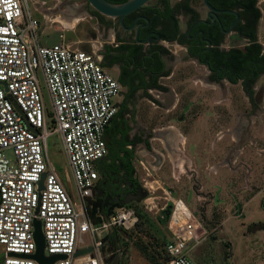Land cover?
Wrapping results in <instances>:
<instances>
[{
	"label": "built area",
	"instance_id": "1",
	"mask_svg": "<svg viewBox=\"0 0 264 264\" xmlns=\"http://www.w3.org/2000/svg\"><path fill=\"white\" fill-rule=\"evenodd\" d=\"M39 27L29 0H0L3 264H40L29 257L37 251L35 219L42 222L45 255L67 256L53 264H108L110 255H115L113 250L104 251L110 235L131 231L139 223L131 203L115 206L107 215L100 213L98 225L87 211L101 179L97 167L109 153L105 133L119 111L116 98L122 86L95 54L62 41L42 45ZM40 75L51 111L46 108ZM54 134L61 136L71 177L63 178L49 159L48 139ZM44 174V188L40 189ZM166 199L171 205L165 228L172 237L165 232L162 264H197L187 253L203 239L201 222L182 199L169 193ZM91 246L93 251L74 256Z\"/></svg>",
	"mask_w": 264,
	"mask_h": 264
},
{
	"label": "crops",
	"instance_id": "2",
	"mask_svg": "<svg viewBox=\"0 0 264 264\" xmlns=\"http://www.w3.org/2000/svg\"><path fill=\"white\" fill-rule=\"evenodd\" d=\"M177 1L179 0H170L171 8L167 15L160 0H151L147 4L150 7H152L151 5L155 6L159 11L162 10L163 15H160L169 23L165 30L166 41L161 42L164 45L162 61L164 64L162 65L166 66L169 75H162L161 64L152 65L151 60L143 59L139 47H134V43L131 42L134 36L120 27L117 19L114 18L104 16V19H99L92 14L98 22L95 27L97 30L96 39L92 41L90 50L105 68L113 71V75L122 86L121 94L116 100L119 111L107 128L106 141L122 140V132L127 131L129 140L133 142L132 145L127 146L129 149H134L133 164L139 163L144 157H147V164L144 160L142 162L148 171L150 173L159 171L162 174L161 181L171 192L177 195L183 193L187 197L191 192L186 189L196 192L200 188L204 190L205 185H210V182L205 181L201 173L217 172L219 168L225 167L230 173L242 174L244 172L254 177L259 175V166L258 164L254 165V159L250 156L252 154H256L258 157L264 156L263 149L250 144L256 149L255 153H252L250 149H247L249 146L239 147L238 144L245 131L250 133L252 139L264 144V110L260 109L257 111L258 113L250 114V117L246 110L240 111L232 128H230V124L225 128L223 120L210 123L207 120L199 122V119L194 118V113H197L195 110L201 108L200 104L203 105L202 112L214 110L215 106L211 102L213 94L216 93V83L241 84V91L245 98L250 103L251 101L243 87V82L230 83L224 78L223 67L208 69L205 63L198 60V56L201 55L200 48L191 45L189 40L180 39L185 26L175 8ZM85 15L90 14L77 13L73 18H69L68 20L73 22L70 25L82 20V17L84 19ZM62 42H66V39H63ZM75 42L79 47H82L79 44L82 42L81 40L66 43L74 46ZM232 48L245 51L244 47L228 46L223 47V50L229 52ZM262 54L264 55V49ZM262 77L263 75L251 87L254 92V100L255 90ZM228 99L230 100V97ZM178 113L180 115L175 117ZM220 129L226 130H223L219 136L222 135L216 139L215 136ZM141 132H144V135ZM145 132L159 133L149 139L151 147L159 156L157 164L156 153L152 154L146 150L147 135ZM230 134L232 137L229 136L228 142L225 143V138ZM218 140L223 143L221 146L216 145L218 142L215 143V141ZM209 148L212 152H209ZM235 148L239 152L237 155L234 154V152L236 153ZM105 161L113 163L109 157ZM100 172H102L101 169ZM247 179L249 182L246 187L254 186L256 188L254 194L263 191L264 187L256 178L250 181L247 176ZM224 188L225 186L222 187V189ZM180 199L185 201L183 198ZM203 240L204 237L197 246H200Z\"/></svg>",
	"mask_w": 264,
	"mask_h": 264
},
{
	"label": "rangeland",
	"instance_id": "3",
	"mask_svg": "<svg viewBox=\"0 0 264 264\" xmlns=\"http://www.w3.org/2000/svg\"><path fill=\"white\" fill-rule=\"evenodd\" d=\"M259 5L262 10L259 39L264 49V0H259ZM29 8L31 14L39 20L40 42L42 45L52 46L60 43L63 39H66V42L81 40L82 42L79 44L82 47H79L76 42L73 47L91 52V43L96 39L97 30L95 27L98 20L92 15L91 11H94V9L87 0H29ZM77 13H88L91 16L85 15L84 19L82 17V20H78L74 25L68 24V19L73 18ZM241 44L242 41L231 40V45ZM109 72L113 74V71ZM39 79L43 87L46 108L51 111L49 93L44 86L41 75ZM241 89L239 83L236 85L216 83V93L213 94V101L211 102L215 106L214 110L202 112L203 105L200 104L201 108L195 110L197 113H194V118L199 119V122L207 120L210 123L223 120L222 123L225 124V128L229 124L232 128L240 111L246 110L249 113H247L248 117H250V114L253 115L260 109L264 110V75L255 90V106L245 98ZM203 104H205L204 101ZM179 115L180 113L176 114L175 117ZM48 125L50 128L52 127L50 119ZM223 130L226 129H220L217 132L216 139L222 135L219 136ZM141 134L144 135V132H141ZM229 136L232 137V134L225 138V143L228 142ZM217 142L216 145L218 146L223 144L219 140L215 141V143ZM250 144L258 146L264 152V144L252 139L250 133L245 131L239 139L238 145L239 147L249 146L247 149L255 153L256 149L251 147ZM232 147H234V144H232ZM48 150L49 159L55 166L56 171L63 178L66 175L71 177L67 156L63 150L59 134L49 137ZM208 150L212 152L211 148ZM238 153V151L234 152L235 155ZM252 155L250 157H253L254 165L258 164L259 166L257 177L244 172L242 174L230 173L227 168L221 167L217 172L201 173L205 181L210 182V185H205L204 190L201 188L196 190L197 193L191 191V189H186V191L191 192L189 195L186 193L187 197L183 193L177 195L171 192L161 181L162 174L159 171L156 170L150 173L145 165L141 163L142 160L145 163L147 162L148 158L144 157L139 163H135L134 167L139 182L144 189L149 191V194L142 201L131 203L139 214V223L131 231L111 234L108 239V247L104 250L105 253L112 252L113 245L110 244L109 240L113 239V244L118 248L114 252L116 256H119V264H162L165 261V254L162 251L165 239L164 229L167 225L166 218L171 205V202L166 199L169 193L173 198H183L201 222L199 231L204 240L200 246L191 249L187 253L191 260L197 264H264V189L254 194L256 190L254 186L251 188L246 187L249 182L247 176L250 181L256 178L264 187V156ZM238 163L241 164L240 161ZM97 169L100 171L99 167ZM71 186L74 188L73 183H71ZM223 186H225L224 189H222ZM213 187L216 188V191ZM101 205L102 203L96 194L94 198L89 200L87 206V211L96 225L101 221L99 217ZM4 256L5 248L0 245V264H3ZM113 262L112 255H110L108 264Z\"/></svg>",
	"mask_w": 264,
	"mask_h": 264
},
{
	"label": "flooded vegetation",
	"instance_id": "4",
	"mask_svg": "<svg viewBox=\"0 0 264 264\" xmlns=\"http://www.w3.org/2000/svg\"><path fill=\"white\" fill-rule=\"evenodd\" d=\"M208 3L212 8L207 6L205 0H179L175 3L176 11L181 18V22L185 26L180 36L181 40H189L191 45L200 48L201 55L205 54V56L211 57L217 56V51L227 52L223 50V47L227 46L252 47L255 50H258V47L261 46L263 51V44L259 39V27L262 19V10L259 5V0H208ZM151 6L152 7L146 5L144 8L134 12L125 19L129 27H131L137 17L141 15L148 17L149 22L139 18L135 27L132 30L126 31H129L128 33L134 36L132 37L134 39L130 37V39L134 40H131V42L134 43V47H139L143 59L145 61L151 60L152 65H159L162 63L164 57V45H162L163 43L161 42L164 40L166 41L165 30L168 28L169 23L160 15H163L162 10L161 12L157 10L155 6ZM162 6L165 7L163 4ZM163 10L166 12L165 8H163ZM200 20H204L205 22H199ZM117 23L121 27L118 19ZM141 25L143 27L140 31L139 38L144 39L148 35L149 39L151 38L153 40L149 49H147L149 40H147L146 43H141L136 38L137 28ZM158 36H160L159 39L157 38ZM230 40H235L236 42L242 41V44L231 45ZM209 47L210 49L208 50L207 48ZM262 51L259 54L261 57L263 56ZM228 58L230 59L229 55ZM201 62L206 65L210 64L202 59ZM262 68H264V62L258 66V70L261 71ZM222 69L225 76L224 78L230 83H237V81L241 83L245 82V78L243 77H239L238 80L234 82L233 79H235L238 74H236L231 67H223ZM161 73L162 75H169L166 66L163 67ZM261 75H264V72H261L257 79H259ZM145 133L147 135L146 150L155 154L156 152L151 147L149 139H152L158 133ZM155 155L157 156V164L159 162V156L157 153ZM107 157H109V155L99 162V168L102 172L97 194L100 188L104 189V197L100 198L103 206L106 203V197L108 195L121 194L122 197H140L142 195V190L139 187L142 185L136 176L133 161L132 165L134 170H131V167L128 165L126 166L120 161L106 163L105 160ZM133 202L137 203L138 201L134 200ZM109 241L110 244L113 245L112 250H117V246L113 244V239ZM112 258L115 260L116 254Z\"/></svg>",
	"mask_w": 264,
	"mask_h": 264
},
{
	"label": "water",
	"instance_id": "5",
	"mask_svg": "<svg viewBox=\"0 0 264 264\" xmlns=\"http://www.w3.org/2000/svg\"><path fill=\"white\" fill-rule=\"evenodd\" d=\"M88 3L92 6V8L99 12L100 14L110 17V18H114V19H118L120 25L122 28H124L125 30H132L135 25L138 22L139 18H142L146 21L149 22V18L146 16H138L137 19L135 20L134 24L129 27L127 26L125 19L133 14L134 12L144 8L151 0H127L124 3L121 4H115L113 2H111L110 0H87ZM207 6L209 8H212V6L208 3V0H205ZM199 22H205L204 20H200ZM142 25L139 26L137 28V40L141 43H146L147 40H149V45L147 46L149 49V46H151L150 44L153 42V40L147 35L146 38L144 39H140L139 38V34L140 31L142 29ZM158 39L160 38V36L157 37ZM208 50L210 49L207 48ZM198 60L201 61V57L200 55L198 56ZM208 69H212L210 64H207ZM17 109L19 111H21V109L19 108V106L17 104H15ZM31 129L35 130L36 132H38L36 129H34L32 126H30ZM46 178V174L43 175L39 185H40V189L44 188L43 182L44 179ZM142 190V195L138 198H130L128 196L122 197L121 194H115V195H108L106 197V203L104 204V208H108L111 207L115 204H120V205H127L132 203L134 200L135 201H142V199H144L148 194L149 191L144 189L142 186L139 187ZM105 194L104 189L100 188V191L97 194V197L99 198H103ZM38 212V211H37ZM34 226H35V231H34V237H35V241L37 244V251L36 253H34L33 255H30V258H33L35 260H37L40 264H53L54 262H56L59 259H65L67 256L64 254H51L49 256L45 255V236L42 230V222L39 219H35L34 221ZM165 232L172 237L171 233L169 232L168 228H165ZM94 248L91 246L89 248H83V249H79L76 253H75V257L78 256H82L84 254H87L91 251H93ZM9 255L11 256H21V257H26L28 255H24V254H17V253H10ZM119 256H116L114 262L112 264H119Z\"/></svg>",
	"mask_w": 264,
	"mask_h": 264
},
{
	"label": "trees",
	"instance_id": "6",
	"mask_svg": "<svg viewBox=\"0 0 264 264\" xmlns=\"http://www.w3.org/2000/svg\"><path fill=\"white\" fill-rule=\"evenodd\" d=\"M110 1L115 4H121L126 2L127 0H110ZM160 2L163 3V5L165 6V9L167 11L166 15H167L171 8L170 0H160ZM91 12L94 16L98 17L99 19H104V15L100 14L99 12L95 10ZM261 51H262L261 46L258 47V50H255L252 47H246L245 51L241 49H232L229 52L217 51V56L215 57H211L207 55L205 56V54H203L201 55V59L206 63H210L212 69L231 67L232 70H234V72L238 74L237 77L233 79L234 82H236L239 77L245 78L243 87L245 91L248 93L250 97V101L252 102V104L255 105V100L253 98L254 92L253 89H251V87L255 83L261 72L264 71V68H262L261 71L258 70V66L262 62H264V55L262 57L259 56ZM192 53L194 54V52ZM228 55L230 56V59L228 58ZM244 73L246 74L244 75ZM132 144L133 142L129 140L127 131L122 132V140L111 139L107 141V145L110 150L109 158L112 159L113 163H115L116 161H120L124 163L126 166L128 165L129 167H131V170H134L132 165V160L134 159V149L127 148L128 145H132ZM97 198L102 203V200L99 197ZM118 205L120 204H115L111 207L104 208L102 204L100 212L107 215L113 210L115 206ZM166 239H167V235L165 234V239L163 241V244L165 243Z\"/></svg>",
	"mask_w": 264,
	"mask_h": 264
},
{
	"label": "bare ground",
	"instance_id": "7",
	"mask_svg": "<svg viewBox=\"0 0 264 264\" xmlns=\"http://www.w3.org/2000/svg\"><path fill=\"white\" fill-rule=\"evenodd\" d=\"M68 21H69V20H68ZM74 22H76V20H74ZM70 23H72V24H73V22H72V21H71V22H70V21L68 22V24H70ZM52 165H53V163H52Z\"/></svg>",
	"mask_w": 264,
	"mask_h": 264
}]
</instances>
